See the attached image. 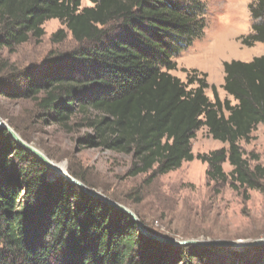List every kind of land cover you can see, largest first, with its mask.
<instances>
[{
    "label": "trees",
    "instance_id": "1",
    "mask_svg": "<svg viewBox=\"0 0 264 264\" xmlns=\"http://www.w3.org/2000/svg\"><path fill=\"white\" fill-rule=\"evenodd\" d=\"M81 1L0 0V52L40 41L50 20L77 45L50 59L51 70L18 74L4 89L1 82L0 96L32 101L35 123L77 134L82 150L128 158L125 176H143L144 186L197 159L207 165L209 181L228 182L235 191H261L264 168L251 167L239 143L248 142L258 125L264 127V55L224 63L221 88L231 100L221 101L211 86V101L204 75L184 84L169 74L170 57L197 33L189 18L192 6L180 8L173 0H87L91 6L81 8ZM250 15L253 34L245 44H264V0H252ZM66 32L59 29L52 41L63 42ZM8 124L30 142L28 134ZM202 127L227 148L194 156L191 140ZM225 162L231 167L227 175ZM66 170L88 189L96 188L72 165ZM251 254L264 255V246L231 251L149 239L128 216L56 176L0 130V264H264V257L250 261Z\"/></svg>",
    "mask_w": 264,
    "mask_h": 264
},
{
    "label": "rangeland",
    "instance_id": "2",
    "mask_svg": "<svg viewBox=\"0 0 264 264\" xmlns=\"http://www.w3.org/2000/svg\"><path fill=\"white\" fill-rule=\"evenodd\" d=\"M173 2L180 8L193 7L189 18H193L191 27L196 28L197 33L188 41L187 48L170 57L169 64L173 69L169 74L184 84L193 78L202 79L204 75L209 87L205 95L209 100L213 101L211 86L215 87L221 101L231 100L221 88L224 82L223 64L231 61L250 62L264 55V44H245V40L253 34L250 15L252 0ZM89 6L87 0L81 1V8ZM196 8L199 12H196ZM197 13L200 17L196 19ZM59 29L66 32L57 20L47 21L43 25L44 36L40 41L30 40L14 48L12 53L7 49L0 52V83L4 82L3 89L8 79L18 74H39L51 70L53 67L49 68L47 63L50 59L77 47L67 32L63 42H53L52 35ZM162 43L164 48L169 46L164 40ZM64 65L63 62L61 66ZM32 105L30 100H7L0 96V113L3 117L0 119L8 126V121L12 122L28 134L31 138L29 144L43 154L50 153L58 161L50 160L55 165L60 168L64 166L65 169L72 165L96 187L92 190L105 197L104 193H107L119 199L120 203L109 198L133 212L159 236L176 240L232 242L264 238V179L261 191H235L228 182L220 184L209 181L205 175L207 165L193 159L158 177L150 186H144L143 176H125L128 158L107 151L82 150L76 144L77 134L66 135L56 127L35 123L30 115ZM239 146L251 167L260 165L264 168L262 125L256 127L248 142L241 141ZM221 148L227 146L210 138L203 127L191 140L194 156ZM222 169L226 175L231 171L227 162ZM248 257L254 262L262 260L264 255L251 254Z\"/></svg>",
    "mask_w": 264,
    "mask_h": 264
},
{
    "label": "water",
    "instance_id": "3",
    "mask_svg": "<svg viewBox=\"0 0 264 264\" xmlns=\"http://www.w3.org/2000/svg\"><path fill=\"white\" fill-rule=\"evenodd\" d=\"M0 130L5 131L8 136L11 138V140L14 141L16 145H18L20 148L24 149L25 151L32 154L34 157H36L43 165H45L51 172H53L56 176L63 178L65 181L69 182L70 184L76 186L79 188L83 193L98 199L99 201L111 206L115 210L120 211L121 213L125 214L130 218L132 223L136 226L138 231L145 237L152 239L154 241H157L159 243L168 244L175 247H221L232 251H243L247 249H254L264 246V238L252 240V241H201V240H176V239H169L165 238L159 235L152 234L145 230L142 223L139 221V219L135 216L133 212H131L129 209L125 208L124 206L110 200L109 198L101 195L100 193H97L96 191L92 189H88L85 185H83L80 181L74 179L71 177L64 166L55 165L53 162H51L42 152L37 150L35 147H33L31 144L26 143L23 141L19 135L10 128L6 123H4L0 119Z\"/></svg>",
    "mask_w": 264,
    "mask_h": 264
}]
</instances>
